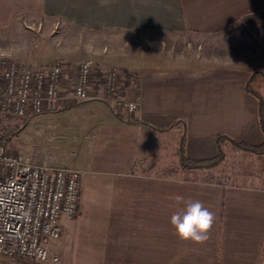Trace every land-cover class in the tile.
Listing matches in <instances>:
<instances>
[{"label":"crops","instance_id":"0c3cea01","mask_svg":"<svg viewBox=\"0 0 264 264\" xmlns=\"http://www.w3.org/2000/svg\"><path fill=\"white\" fill-rule=\"evenodd\" d=\"M19 19L43 26L26 63L63 57L140 78L137 90L126 87L141 96L137 122L96 100L59 109L77 112L67 124L81 145L94 142L96 156L69 165L92 171L82 175L78 213L50 243L58 264H264V154L225 144L209 170L179 159L182 139L192 159L215 157L220 134L264 141L258 98L246 90L255 73L264 99V75L250 63L251 34L237 26L263 24L264 0H0V29ZM166 46L211 54L171 57ZM188 200L215 214L203 244L181 241L170 223Z\"/></svg>","mask_w":264,"mask_h":264},{"label":"built area","instance_id":"2783aa9c","mask_svg":"<svg viewBox=\"0 0 264 264\" xmlns=\"http://www.w3.org/2000/svg\"><path fill=\"white\" fill-rule=\"evenodd\" d=\"M2 78L0 112L20 117L90 100L132 116L141 105L140 94L121 95L124 78L117 68L92 61L75 69L63 58L37 67L11 61ZM81 179L75 167L34 162L0 141V258L58 263L50 243L61 237L62 221L79 211Z\"/></svg>","mask_w":264,"mask_h":264},{"label":"rangeland","instance_id":"374dc122","mask_svg":"<svg viewBox=\"0 0 264 264\" xmlns=\"http://www.w3.org/2000/svg\"><path fill=\"white\" fill-rule=\"evenodd\" d=\"M258 23V25H251V27L247 25L245 21H240L237 23L238 25H236L242 27L246 31V33L251 34L252 46L253 48L255 47L253 49L255 51L253 52L254 57L250 60V63L256 65V67H258L259 69H262V75H264V22L262 24L261 20ZM55 26L56 30L54 31L57 32V30L60 29V25L57 24ZM42 27L43 26L40 25V23L19 19L15 21L10 28L0 29V91L2 90V87L4 85L2 73L5 66L9 62L15 61L18 64L31 65L34 67L45 64H33L32 62L26 63L25 61H23L22 56L25 53L37 51L36 49L39 48L40 42L38 41V34L40 33ZM47 37L49 38V36ZM245 38L248 37L245 36ZM24 40L28 41L29 50L20 55L13 53L11 51V45ZM171 49L172 47L166 46V49L163 50V55H170L171 57L185 55L186 57L193 56L195 58H199L200 56L206 57L207 55L211 54L210 52L206 51H203V53L201 54H198L194 51L179 53L177 51H171ZM62 58L63 57H59L57 59ZM57 59H55L54 61H56ZM63 59L67 61L65 58ZM67 62L70 64V69H75L76 65L79 63V61L74 63L69 61ZM118 70L121 72V74H123L124 78L122 80V85L120 86L121 95L125 97H132L133 95L137 94V91H135L133 95H128L126 87L130 84L133 85L137 90L140 79H138L137 76L129 74L128 72L122 71L120 69ZM254 82L255 81H253V83ZM262 82H264V76H262ZM97 87L98 85L96 84L94 88ZM74 103L76 102H73L71 104ZM60 109H62V107ZM119 111L120 113H116L115 111L114 112L118 116H121L125 119H134V115L131 116L126 114V112L122 109ZM73 113L75 114L77 112L72 111L66 113L62 110H56L41 115H29L26 117H20L0 112V141H3L7 149H9L10 151H17L19 153H22L34 162L65 166L76 165L77 168H80L81 162L83 165L84 161H90L94 159V157L96 156V152L93 147V141H90V148L87 149L86 146L80 144V138L76 137V130H71L70 126H68L69 124H67V121L70 119ZM75 138H77L78 141H76ZM220 164L221 163L216 166H219ZM211 168L213 167L198 169L209 170ZM225 169L227 171V168ZM90 171H92L90 170V168L89 171L81 170V174L85 178L86 174H88ZM10 262H12V264H39L25 259H16L15 261Z\"/></svg>","mask_w":264,"mask_h":264},{"label":"clouds","instance_id":"9594fccd","mask_svg":"<svg viewBox=\"0 0 264 264\" xmlns=\"http://www.w3.org/2000/svg\"><path fill=\"white\" fill-rule=\"evenodd\" d=\"M101 6H108L111 0H100ZM29 50L28 41H20L11 45V51L17 55ZM177 203L183 201V197L177 195ZM215 214L211 212L199 200H188L182 211L175 212L170 223L175 228L176 235L181 241L203 244L209 239V233L215 223Z\"/></svg>","mask_w":264,"mask_h":264},{"label":"trees","instance_id":"16d2710c","mask_svg":"<svg viewBox=\"0 0 264 264\" xmlns=\"http://www.w3.org/2000/svg\"><path fill=\"white\" fill-rule=\"evenodd\" d=\"M255 73L252 74L246 83V90L252 94H254L258 98L259 102V117H260V126L264 132V99L263 97L253 89L252 84L254 81ZM4 87V85H3ZM2 87V90H3ZM1 90V91H2ZM130 122H137L136 119H130ZM216 144L218 146V153L215 157L209 158V159H192L188 156H186L184 151V139H182L180 147H179V159L180 164L182 167H196V168H207V167H214L221 163L225 157L223 146L225 144H232L233 146H236L240 149L258 153V154H264V141L261 144L258 145H251L245 142L237 141L235 139H232L226 135H217L216 136Z\"/></svg>","mask_w":264,"mask_h":264}]
</instances>
